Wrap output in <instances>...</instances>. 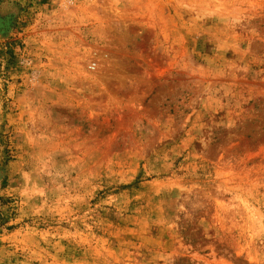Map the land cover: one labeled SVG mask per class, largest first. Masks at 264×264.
<instances>
[{"label": "rangeland", "instance_id": "1", "mask_svg": "<svg viewBox=\"0 0 264 264\" xmlns=\"http://www.w3.org/2000/svg\"><path fill=\"white\" fill-rule=\"evenodd\" d=\"M0 264H264V0H0Z\"/></svg>", "mask_w": 264, "mask_h": 264}]
</instances>
